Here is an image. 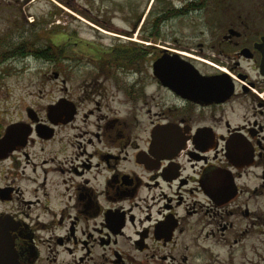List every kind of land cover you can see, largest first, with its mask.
Masks as SVG:
<instances>
[{"label": "flooded vegetation", "instance_id": "flooded-vegetation-1", "mask_svg": "<svg viewBox=\"0 0 264 264\" xmlns=\"http://www.w3.org/2000/svg\"><path fill=\"white\" fill-rule=\"evenodd\" d=\"M35 1L52 16L97 2L0 0V78L27 86L28 58L54 64L39 82L44 105L0 113L8 264H235L239 243L264 234V0H249V32L204 27L196 45L166 26L238 0H121L131 27L103 25L114 39L107 51L86 42L93 57L73 49L81 41L62 47V32L28 52ZM163 56L215 77V95L164 85L153 67Z\"/></svg>", "mask_w": 264, "mask_h": 264}, {"label": "rangeland", "instance_id": "rangeland-1", "mask_svg": "<svg viewBox=\"0 0 264 264\" xmlns=\"http://www.w3.org/2000/svg\"><path fill=\"white\" fill-rule=\"evenodd\" d=\"M103 1V0H102ZM111 1V0H110ZM112 9L117 12L105 13L104 11L98 12L97 6H99L100 1L97 0L92 5L93 13H59L54 14L48 13L49 7L44 2H33L30 13H27V37L31 38V43H35V46L31 44L30 53H33L39 43H47L50 45L52 42L57 41V32L62 34L60 39L57 41L62 45L66 44L65 48L68 47L70 50V45L74 41H81L78 45L74 46L73 49L77 50L78 53H82L85 56L93 57L94 53L91 51L92 47L86 42L94 43L93 48H100L102 51H107L109 44L112 43L113 37L110 32H103L105 27L103 25H108V23H114L118 27L129 28L131 27V22L127 24L124 22L123 17L125 13H121L119 9L121 0H112ZM144 5L150 4V0H139ZM111 2L103 1L102 6H109ZM229 4V7H227ZM222 7V6H221ZM147 8V7H146ZM212 8V7H211ZM251 8V3L249 0H238V1H226L223 3V7L220 11L215 7L214 13H192L186 17H178L173 22L168 24L166 29L173 28L175 32V37L177 41L188 42L196 45L199 41H202L200 31L207 27L209 31L211 30H225L231 25L236 26L235 28L239 31V28H246L247 25H251L249 10ZM256 13H264L258 12ZM136 13H132L135 16ZM131 13L128 14V22L130 21ZM53 20H52V19ZM243 21V23H242ZM33 23L32 25H30ZM102 26L101 28L98 26ZM96 27L91 30L89 27ZM97 28L101 29L98 30ZM167 32V30H166ZM57 44V43H55ZM56 50H55V49ZM57 49L53 46L52 49L48 50V54L55 55ZM210 52L215 53L214 50ZM53 63L40 62L34 59L28 58L27 60V86L26 81L22 77H14L10 79L0 78V113H5V108L9 106V112L4 114L5 120L15 119L18 114L13 110L20 111L23 104L29 106L44 105L47 100L42 96V92L38 93L39 83L42 78V74L51 73L53 69ZM243 66L246 67V62H243ZM55 83H47L45 90H49L51 87L54 88ZM27 87V88H26ZM24 91H27V95L24 98ZM112 105L117 106L114 102ZM23 189H25L24 180L17 181ZM27 196V193H25ZM257 204H261L264 207V195L258 197ZM22 209L27 213V208L22 206ZM264 210V208H263ZM263 230V228H261ZM251 245V248H243L244 245ZM239 256L235 260V264H264V234H256L254 238L244 240L239 243ZM254 248V250H252ZM252 250V251H251Z\"/></svg>", "mask_w": 264, "mask_h": 264}, {"label": "water", "instance_id": "water-1", "mask_svg": "<svg viewBox=\"0 0 264 264\" xmlns=\"http://www.w3.org/2000/svg\"><path fill=\"white\" fill-rule=\"evenodd\" d=\"M153 67L156 73L159 72L163 84L180 94L188 93L191 98L198 100L210 98L216 93L213 87L217 82L216 78L201 75L191 64L182 65L178 61L168 60L166 56H163L155 62ZM7 226L0 220V264H8L10 258H15L12 246H9V249L7 246L11 240L5 228Z\"/></svg>", "mask_w": 264, "mask_h": 264}, {"label": "trees", "instance_id": "trees-1", "mask_svg": "<svg viewBox=\"0 0 264 264\" xmlns=\"http://www.w3.org/2000/svg\"><path fill=\"white\" fill-rule=\"evenodd\" d=\"M131 51L136 52V49H130V50H128L127 52H131ZM116 52L119 53V50H116ZM44 53L48 54V51H46V52H44ZM128 60H129V58H128ZM130 61H131V60H129V62H130ZM128 66H130V63H128Z\"/></svg>", "mask_w": 264, "mask_h": 264}]
</instances>
